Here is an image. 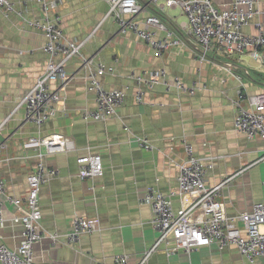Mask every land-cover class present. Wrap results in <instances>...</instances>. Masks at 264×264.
<instances>
[{
  "label": "crops",
  "instance_id": "1",
  "mask_svg": "<svg viewBox=\"0 0 264 264\" xmlns=\"http://www.w3.org/2000/svg\"><path fill=\"white\" fill-rule=\"evenodd\" d=\"M10 1L21 16L0 13V140L5 144L0 149V174L6 191L21 199L27 194V175L38 162L37 148L28 145V138L38 133L61 134L73 141L74 150L47 155L40 148L46 165L58 170L57 177L39 191L41 227L47 233L63 234L74 217L97 218L100 224L97 231L82 233L74 245L42 238L34 246L40 264H113V256L120 254L128 257V264H139L157 236L150 224L151 208L140 198L148 187L163 194L178 190V171L171 161L183 157L184 142L198 156H218L205 161L212 163L206 183L212 186L230 178L218 197L226 215L250 212L256 202L264 204V164H253L262 153L264 140L248 138L233 126L237 91L264 93V64L251 52L229 54L222 47H213L201 60V49L189 32L183 11L169 8L161 12L151 5L140 18L156 14L181 40V45L157 53L134 32L120 33L103 0H58L52 13L59 15L66 38L85 41V57L114 68L98 76L104 89H126L127 94L115 116L83 121L81 112L95 108V94L86 89V68L79 58H72L66 65L72 78L60 90L63 97L56 116L36 128L24 119L23 109L15 106L48 60L42 50L41 30L26 25L23 19H40L41 12L35 0ZM212 1L224 5L231 0ZM257 8L259 14L241 29L243 33L256 34L253 23L264 22V0L258 1ZM163 35L158 32L159 37ZM259 52L264 58V47ZM159 69L165 71V77L145 91L143 102L138 103L133 76ZM175 77L195 85L194 94H177ZM143 137L154 146L152 150L140 145ZM87 153H98L103 163L102 176L93 180L77 176V159ZM190 199L191 195H185L182 202ZM171 203L177 210L181 200L175 195ZM7 209L8 215L15 212ZM21 239L20 225L7 222L0 227V242L6 246L16 248ZM145 264L249 263L234 245L218 249L212 244L173 255L158 249ZM259 264H264L263 258Z\"/></svg>",
  "mask_w": 264,
  "mask_h": 264
},
{
  "label": "built area",
  "instance_id": "2",
  "mask_svg": "<svg viewBox=\"0 0 264 264\" xmlns=\"http://www.w3.org/2000/svg\"><path fill=\"white\" fill-rule=\"evenodd\" d=\"M108 5V16H112L118 25V31L130 30L137 38L151 46L157 53L181 45L180 38L169 30L156 14H148L140 18L153 5L158 11L179 8L183 11L189 32L201 49L200 59L204 60L207 51L213 47H222L229 54L251 52L253 58L262 61L259 50L264 47V22L255 21L256 34H245L242 28L251 23V19L259 14V0H231L224 5H216L212 0H103ZM38 5L40 19L24 18L25 24L41 30L44 37L42 50L48 55L43 73L35 83L18 99L15 109L22 108L24 119L40 128L45 122L56 116L58 105L62 100L60 90L72 78L66 71V65L72 58H79L86 68L84 76L86 89L93 91L95 108L84 109L81 118L85 122L104 121L116 115L117 108L123 102L126 89L103 88L98 76L112 72L113 67H105L85 57L82 48L85 41H72L63 33L60 17L52 13L57 8L58 0H35ZM17 11L10 0H0V13L8 17ZM163 36L159 37L158 32ZM226 69L225 67H223ZM165 77L163 69L146 71L133 76L136 82L134 98L142 103L145 91ZM238 79V78H237ZM239 80V79H238ZM166 89L168 84L164 81ZM174 86L179 95H193L195 85H186L179 77L174 78ZM241 86V84H240ZM233 126L248 138L260 137L264 140V93L248 95L237 91V99L233 101ZM2 124H0V129ZM140 145L146 150L154 146L147 138H139ZM28 145L37 148L38 162L35 170L27 175L28 190L21 199L6 191L4 180L0 174V227L7 222L20 225L22 239L16 248H10L0 242V264H40L34 255V246L42 238L48 237L53 244L58 242L74 245L82 233H91L100 228L97 218L74 217L66 233H47L40 224L42 213L38 195L43 184L58 175V170L49 167L43 161L40 148L44 147L47 155L66 153L75 149L73 141L61 134H36L30 136ZM5 144L0 140V149ZM218 156H198L189 143L184 142L183 157L172 160L176 167L178 190L163 194L153 187H148L140 198V202L150 206L152 218L150 224L157 232L156 239L145 249L139 264H145L158 249L173 255L176 251L190 253L202 246L214 244L218 249L234 245L240 255L249 264H259L264 259V204L256 202L250 212H241L236 216H228L219 201L221 190L230 178H224L215 185L206 183V173L212 163L206 160ZM77 176L81 180H93L103 174V163L98 153H87L78 157ZM264 164V146L259 158L253 163ZM191 195L189 201H183L185 195ZM181 200L179 209L172 208V197ZM7 207L13 211L7 214ZM193 214H200L192 218ZM126 255H114L113 264H128ZM104 264V263H98Z\"/></svg>",
  "mask_w": 264,
  "mask_h": 264
},
{
  "label": "bare ground",
  "instance_id": "3",
  "mask_svg": "<svg viewBox=\"0 0 264 264\" xmlns=\"http://www.w3.org/2000/svg\"><path fill=\"white\" fill-rule=\"evenodd\" d=\"M139 74V73H138ZM238 88V87H237Z\"/></svg>",
  "mask_w": 264,
  "mask_h": 264
}]
</instances>
